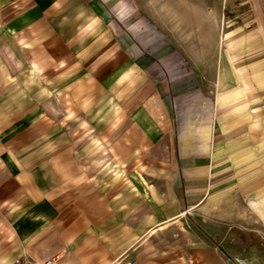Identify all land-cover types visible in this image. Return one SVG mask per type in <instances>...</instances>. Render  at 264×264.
Returning <instances> with one entry per match:
<instances>
[{"label":"crops","instance_id":"crops-1","mask_svg":"<svg viewBox=\"0 0 264 264\" xmlns=\"http://www.w3.org/2000/svg\"><path fill=\"white\" fill-rule=\"evenodd\" d=\"M53 255L264 264V0H0V264Z\"/></svg>","mask_w":264,"mask_h":264},{"label":"rangeland","instance_id":"rangeland-1","mask_svg":"<svg viewBox=\"0 0 264 264\" xmlns=\"http://www.w3.org/2000/svg\"><path fill=\"white\" fill-rule=\"evenodd\" d=\"M190 225L193 226L194 222H192V224H190ZM234 230H235V232L232 233V235L229 234V236H232L234 239V243L232 242L233 245L229 249V251L233 255L241 256L242 253H244V251H245L244 247L245 246H243V242H247V243H249V245L254 246V247L258 246V237L256 235L257 234L256 232L251 233V234H254L252 236V235H250L248 229L242 228L240 226H235ZM244 234H246V235H244ZM227 245H229V244L224 243L222 247L227 249ZM255 262H257V260ZM235 264H238V263L236 262Z\"/></svg>","mask_w":264,"mask_h":264},{"label":"built area","instance_id":"built-area-1","mask_svg":"<svg viewBox=\"0 0 264 264\" xmlns=\"http://www.w3.org/2000/svg\"><path fill=\"white\" fill-rule=\"evenodd\" d=\"M57 255L47 257L43 260H33L27 257H19L12 261L10 264H55ZM125 264H132L131 261H127Z\"/></svg>","mask_w":264,"mask_h":264}]
</instances>
